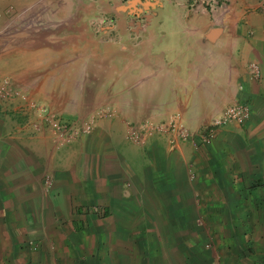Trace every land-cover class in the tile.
<instances>
[{"label": "crops", "instance_id": "1", "mask_svg": "<svg viewBox=\"0 0 264 264\" xmlns=\"http://www.w3.org/2000/svg\"><path fill=\"white\" fill-rule=\"evenodd\" d=\"M6 1L0 0V8ZM130 2H45L48 16L62 14L57 20L68 27L58 26L57 51H48L51 63L65 69L67 82L92 87L86 102L80 95L72 98L79 101H73V112L68 111L71 97L61 92L49 99V110L57 109L73 129L80 125L79 114L87 116L100 106L112 115L53 151L54 159L45 156L50 147L44 132L31 136L27 162L1 140L0 172L13 171L0 181V194L9 202L3 217H22L36 197L37 208L49 219L70 212L62 204L69 196L73 201L67 202L80 208H107L110 202L134 203L148 194L182 202L192 219L201 212L214 233L231 241L239 234L259 242L264 235V0H226L213 15L187 0H137L129 7ZM101 11L113 21L114 33L97 36L84 30L83 24ZM250 64L258 68L256 79ZM235 104L249 106V119L218 127L205 147L180 141L170 146L163 132L146 138L141 147L125 138L128 125L165 126L174 115L198 135ZM51 160L52 185L38 198L37 167ZM130 161H138L139 178ZM64 163L70 168L64 169ZM157 209L156 215L167 218L165 204Z\"/></svg>", "mask_w": 264, "mask_h": 264}, {"label": "rangeland", "instance_id": "2", "mask_svg": "<svg viewBox=\"0 0 264 264\" xmlns=\"http://www.w3.org/2000/svg\"><path fill=\"white\" fill-rule=\"evenodd\" d=\"M47 1L57 4V0H7L0 8V141L9 147V152L15 149L18 159L23 156L21 161L25 162L28 159L25 150L35 134L43 136L44 132L48 136L50 150L45 156L52 159L53 151L70 145L82 135L78 133L60 145L52 129L34 110L41 109L43 114L66 121L56 114L57 109L49 110V99L54 100L59 92L69 95L71 107L67 108L73 112L72 98L80 95L86 102L92 93V87L85 81L79 86L73 80L67 82L65 69L51 63L54 58L48 51H57V35L62 32L58 31V26L63 30L68 27L57 20L62 14L48 16L43 8ZM130 1L129 7H132L137 0ZM187 1L213 15L226 0ZM147 5L148 2L144 3ZM112 23L101 11L83 26L84 30L98 36L114 33ZM82 77L85 80L84 74ZM85 117L79 114L77 121ZM35 155L39 160V155ZM53 162L37 167L38 198L52 185L49 168ZM137 163L129 162L139 178ZM62 167L70 168L67 163ZM8 168L0 172V181L13 172ZM67 198L73 201V197ZM67 198L62 200L64 207L69 206L67 215L44 217L37 208L36 197L29 204L32 209L22 211V217L11 218L3 217L6 212L2 211L9 209V202L0 194V264H264V235L255 242L253 235H243L244 238L233 234V242L226 238L228 235L214 233L215 228L206 225L201 212L192 219L189 208L184 209L182 202L169 200V197L158 200L147 194L134 203L110 202L107 208L102 205L80 208L76 206L78 203H68ZM163 204L168 209L167 218L163 214L156 215L157 208L161 209Z\"/></svg>", "mask_w": 264, "mask_h": 264}, {"label": "built area", "instance_id": "3", "mask_svg": "<svg viewBox=\"0 0 264 264\" xmlns=\"http://www.w3.org/2000/svg\"><path fill=\"white\" fill-rule=\"evenodd\" d=\"M249 73L253 78L259 77L258 68L254 64L248 66ZM34 113L37 116L43 117L47 125L52 129V132L59 139L60 145L64 143L67 138L77 135H88L97 119L111 117L112 111L106 106H100L90 112L86 118L80 122L77 129L73 123L56 119L53 115H46L42 113L41 109H35ZM250 109L246 104H235L224 109L221 116L207 125L202 133L195 135L188 131L181 123L180 117L174 115L165 126H153L149 122H143L136 125H128L125 132V138L137 147H141L146 138H149L155 133H166L169 137L170 146L175 142H185L191 144L194 148L208 146L214 137L215 129L227 123L243 124L249 119ZM70 133V136L66 134Z\"/></svg>", "mask_w": 264, "mask_h": 264}, {"label": "trees", "instance_id": "4", "mask_svg": "<svg viewBox=\"0 0 264 264\" xmlns=\"http://www.w3.org/2000/svg\"><path fill=\"white\" fill-rule=\"evenodd\" d=\"M107 214V212L104 210V215H106ZM74 226V225H73Z\"/></svg>", "mask_w": 264, "mask_h": 264}]
</instances>
